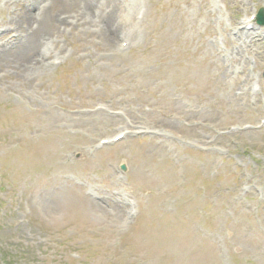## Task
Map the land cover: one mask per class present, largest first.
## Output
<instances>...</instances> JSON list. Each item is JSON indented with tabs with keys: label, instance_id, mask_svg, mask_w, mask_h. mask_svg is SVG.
Masks as SVG:
<instances>
[{
	"label": "rangeland",
	"instance_id": "rangeland-1",
	"mask_svg": "<svg viewBox=\"0 0 264 264\" xmlns=\"http://www.w3.org/2000/svg\"><path fill=\"white\" fill-rule=\"evenodd\" d=\"M122 2L110 39L35 0L63 23L21 63L0 0V264H264V38L231 34L264 0Z\"/></svg>",
	"mask_w": 264,
	"mask_h": 264
},
{
	"label": "bare ground",
	"instance_id": "bare-ground-1",
	"mask_svg": "<svg viewBox=\"0 0 264 264\" xmlns=\"http://www.w3.org/2000/svg\"><path fill=\"white\" fill-rule=\"evenodd\" d=\"M29 1V0H28ZM32 1V0H31ZM31 8V4L28 3L29 10L23 12L22 16L16 21L17 25H30L31 32L24 36L20 43L17 45L15 52L12 54L16 56V60L24 63L31 53L37 52V54L42 51L39 50L40 42L45 39V36L53 31L55 23H61V19L46 8H39V4H35V0ZM107 3L108 12L102 11V5H99V0H58L60 11L64 13V10L70 12L75 9V15L79 18L82 24L91 25L97 19L98 15L101 16V23L103 24L102 30L103 35L108 36L113 39L116 32L124 29V26L120 23V12L124 6L123 0H104ZM122 3H121V2ZM30 5V6H29ZM31 8V9H30ZM32 15H30L32 12ZM36 12H35V11ZM99 14L96 15L98 12ZM97 12V13H96ZM38 13V15L36 14ZM39 16V17H38ZM38 17V18H37ZM63 23V22H62ZM12 49H7L4 54H0V62L5 59ZM11 55V56H12ZM39 55V54H38ZM7 61V60H6ZM36 64V63H35Z\"/></svg>",
	"mask_w": 264,
	"mask_h": 264
},
{
	"label": "water",
	"instance_id": "water-1",
	"mask_svg": "<svg viewBox=\"0 0 264 264\" xmlns=\"http://www.w3.org/2000/svg\"><path fill=\"white\" fill-rule=\"evenodd\" d=\"M257 22L260 25H264V9H261L258 13Z\"/></svg>",
	"mask_w": 264,
	"mask_h": 264
}]
</instances>
